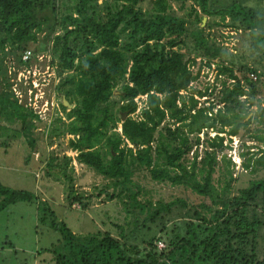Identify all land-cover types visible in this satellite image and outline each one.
<instances>
[{"label":"trees","instance_id":"obj_1","mask_svg":"<svg viewBox=\"0 0 264 264\" xmlns=\"http://www.w3.org/2000/svg\"><path fill=\"white\" fill-rule=\"evenodd\" d=\"M57 1L0 0V119L7 122L0 132L9 134V124L19 122L8 140L24 136L38 151L40 117L17 101L8 67L10 60L27 63L25 50L35 44L37 52L45 36L60 77L56 89L73 105L60 102L67 121L58 115L49 124L48 143L71 135L67 148L76 151L61 160L51 152L48 171L62 169L69 206L86 208L93 195L75 189V159L134 218L129 231L118 225L119 237L80 234L42 200L40 222L60 236L35 258L42 264H264V177L234 193V163L225 152L231 145L222 135L236 136L253 122L251 137L264 141V15L235 1L220 8L209 0H59L62 7ZM204 16L209 21L202 27ZM221 27L247 35L246 44L228 48ZM212 66L213 82L188 92L202 67L206 76ZM259 154L249 146L240 152L244 169H264V148ZM141 170L190 195L140 201L134 176ZM35 196L0 181V211Z\"/></svg>","mask_w":264,"mask_h":264},{"label":"rangeland","instance_id":"obj_2","mask_svg":"<svg viewBox=\"0 0 264 264\" xmlns=\"http://www.w3.org/2000/svg\"><path fill=\"white\" fill-rule=\"evenodd\" d=\"M233 1L239 4L245 2L246 6L254 8L257 14L264 15V0H209V4L211 8L212 6L220 8L225 4L233 3ZM59 2L58 0L57 3ZM148 3L149 0H145V4L148 5ZM59 5L62 7L61 3ZM184 11L181 14L186 16L188 9L186 8ZM207 21H209L207 16H204L201 26L205 27ZM218 31L226 36L225 45L228 48L234 49L235 46L239 48L241 44H246L244 38L247 35L239 36V32L236 34L231 28L228 29L227 27L218 28ZM243 34L246 33L243 32ZM36 46H38L37 52H33L35 44L28 48L32 51L33 55L27 63L23 64H26L31 69H35L37 66V70L42 75H40L39 80H34L36 84H32V87L44 90L45 97L47 98L55 93V101H53V106L48 105L45 116L43 118L40 117L34 130L38 151H32L29 141L24 136L8 140L9 136L7 135H10L14 129L20 128L19 122L9 124V134L3 131L0 132V181L10 188L27 190L36 195L34 201L18 200L0 211V264H42L35 258V256L38 257L37 251L48 247L59 238L60 235L52 230L48 223L40 222L42 214L38 209L40 202L42 204L47 203L60 221H64L74 232L80 234L103 230L109 231L119 237L120 229L118 225L124 226L125 230L129 231L132 229L131 224L134 218L133 215L127 214L124 204L120 199H108L106 193L112 192V189L107 188L102 190L103 179L91 168L78 163L75 159L72 162L74 166L75 189L78 192H83L85 195H93V197L89 198L86 208L80 207L77 202L69 206V201L66 198L67 181L61 172L62 169L53 168L48 171V159L51 152L54 151L55 155L61 160L63 154L74 157L76 151L67 148L68 139L72 137L71 135L53 138V143H48L49 140L46 132L49 124H52L58 115L65 121L67 119L65 116L66 111H63L60 107L62 95L56 89L60 77L56 74L55 67L50 64V41H47L45 36L40 35ZM37 55H41L43 58L41 56L37 58ZM10 61L15 62V60ZM198 61L199 59H197ZM48 65H50L49 69H47ZM14 66L16 69L21 68L17 67L18 65L16 64ZM213 67H211L206 76L207 69L202 67L203 69L198 80L192 82L187 91L194 93V89L203 88L204 84L212 83L215 76ZM195 68H197V65ZM16 73L17 75L13 76L10 81H13V88L22 92L26 88L23 86L24 79L22 78L20 83L18 79L19 72L16 71ZM117 94L118 92L115 91L114 95ZM203 98H199L200 104H203ZM142 103L143 99H140L139 104ZM253 110H256L255 105L253 106ZM251 115L252 113L249 114L247 119ZM0 124H7V122L0 119ZM253 128L254 123L252 122L248 126L249 130L241 128L236 136L231 137L224 133L222 134L225 136L224 144L231 145V149H226L225 152L234 163V193L238 189L248 186L251 180L264 177L263 168L252 173L249 169L246 170L242 166V162L246 156L240 155V152L248 150L249 146L250 151L259 154L260 150L264 148V141L251 137L253 136L251 132ZM209 135L214 136L215 131L210 130ZM6 139L7 144L4 141ZM229 139L231 142L228 141ZM199 148L201 147L199 146ZM222 163L225 165V162L222 161ZM134 180L139 183L143 190L139 195L140 201H144L146 198L153 201H157L158 199L169 200L175 196L190 195V191L185 190L181 186H173L168 183H158L151 180L146 170H141L139 174H136ZM98 192H100V195H96ZM42 200L46 201V203H43Z\"/></svg>","mask_w":264,"mask_h":264},{"label":"built area","instance_id":"obj_3","mask_svg":"<svg viewBox=\"0 0 264 264\" xmlns=\"http://www.w3.org/2000/svg\"><path fill=\"white\" fill-rule=\"evenodd\" d=\"M33 53L31 50L27 49L25 50V52L22 55V60L23 62H28L31 57H32ZM41 56V55H37V58ZM43 58V56H41ZM40 58V57H39ZM11 63L9 64L8 67V74L10 75V80H12L13 76H16L17 72H19V82L21 83L22 78L23 80V86H25L26 88H24V90L21 92L20 90H17L15 88H13V81L12 82V91L17 99V101L19 103H24L26 106L30 107L34 113L38 114L39 117L43 118L45 116V113L48 109V105L50 104L51 106H53V101H55L54 97H55V93H53V95L51 94V97L47 98L45 97V91L41 90V89H37V87H32V84H36V82L34 81L35 79L40 78V75H42V73L37 70V66L35 67V69H31L30 67H27L26 64H23L21 66L20 69H16V67L14 66V63L12 61H10ZM49 66H47V69H49ZM15 72V73H14ZM253 78L256 79L257 75L256 74H252ZM26 89V91H25ZM144 97V98H143ZM145 95H141L135 98L136 101H138L140 99L145 100ZM56 106L58 107V104L56 103ZM142 106V104H139L138 107V111L140 109V107ZM159 246L162 247L163 243L159 242Z\"/></svg>","mask_w":264,"mask_h":264},{"label":"water","instance_id":"obj_4","mask_svg":"<svg viewBox=\"0 0 264 264\" xmlns=\"http://www.w3.org/2000/svg\"><path fill=\"white\" fill-rule=\"evenodd\" d=\"M62 102H63V105L66 106V107H72L73 105L71 103L68 102V100L65 98L64 95H62ZM126 117V114L124 113L123 114V119H125Z\"/></svg>","mask_w":264,"mask_h":264}]
</instances>
